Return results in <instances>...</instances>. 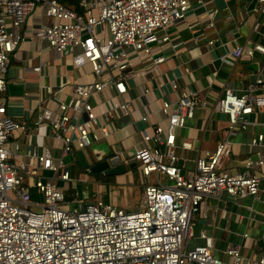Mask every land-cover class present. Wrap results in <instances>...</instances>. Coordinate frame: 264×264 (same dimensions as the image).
I'll return each mask as SVG.
<instances>
[{
    "label": "built area",
    "instance_id": "2783aa9c",
    "mask_svg": "<svg viewBox=\"0 0 264 264\" xmlns=\"http://www.w3.org/2000/svg\"><path fill=\"white\" fill-rule=\"evenodd\" d=\"M255 2L264 16V0ZM188 6L189 0H78L77 8L58 0H0V264H264V255H244L241 241L224 248L226 259L215 256L212 239L204 232L199 234L202 243L187 246L194 214L206 196L264 199L259 176L249 170L252 164L264 167V155L254 163L246 158L241 171L221 170L219 159L228 149L225 140L182 171L175 129L206 105L195 91L161 100L158 110L164 123L152 125L149 133L141 129L132 154L118 152L122 163H139L142 207L125 210L100 199L83 203V208L69 207L61 187L73 179L60 157L45 147L40 152L30 149L27 160H12L17 146L11 148L9 139L28 126L6 113L4 73L23 39L21 28L36 8L54 22L30 26L29 38L45 41L56 53L67 52L73 66L88 64L94 75L93 80L74 83L66 99L60 89L41 86L33 126L47 127L63 155L107 138L117 112L130 111L131 100L122 97L130 52L155 66L163 56L151 58L152 45L169 41L168 26L182 20ZM261 36L264 39V29ZM253 52L264 54V45H235L221 58L232 63ZM32 70L39 71V66ZM261 81L257 74L242 93L226 89L213 103L212 108L226 116L228 132L244 129L252 109L264 107V95L254 93ZM170 87L176 83L171 81ZM107 89L114 94L96 113L90 100ZM138 118L146 121L147 114ZM250 143L264 145V136L256 134ZM178 147L187 150L191 144L184 139Z\"/></svg>",
    "mask_w": 264,
    "mask_h": 264
},
{
    "label": "crops",
    "instance_id": "0c3cea01",
    "mask_svg": "<svg viewBox=\"0 0 264 264\" xmlns=\"http://www.w3.org/2000/svg\"><path fill=\"white\" fill-rule=\"evenodd\" d=\"M256 6L255 0H189L184 18L170 24L166 30L169 41L151 47V58L163 56L160 62L153 66L149 59H140L130 52L131 65L124 72L126 91L122 97L131 100V109L127 114L117 112L111 120L109 136L91 145H103L102 150L107 147L109 153H131L140 142L141 129L149 133L152 125L164 123L158 110L159 102L175 100L181 92L189 90L197 92L206 105L197 107L184 126L175 129V153L184 164L182 171L191 169L195 157L213 152L216 144L223 140L227 142L228 149L220 156L221 170L241 171L246 158L254 163L264 155L263 144L250 143L256 134L264 136V107H254L247 115L246 127L231 132L227 130L226 116L212 108L226 89L242 93L257 74L262 81L254 93L264 95V54L253 52L251 56H242L232 63L221 58L235 45H264L261 36L264 16L257 12ZM47 22L41 8H36L22 26L23 39L10 54L6 65V88L1 94L6 99V113L28 126L23 133L14 132L9 139L11 148L17 146L12 160H27L25 156L32 148L38 152L49 148L53 156L60 157L68 166L72 181H77L72 195L78 205L100 199L96 196L91 198L93 189L101 191L105 185V195L101 197L100 194L103 203L134 210L140 199L141 185L134 181L130 172L124 171L110 176L111 181L102 182L98 178L107 175L82 169L74 152L61 155L47 127L33 126L41 105V86L60 89L61 97L66 99L74 83L94 79L88 64L75 67L67 52L56 53L45 41L29 38L30 26ZM211 39L214 43L207 45ZM32 66H39V71H33ZM171 81L176 83L175 88L170 87ZM145 88H148L146 93ZM113 94V89L94 94L90 100L95 106L94 111L101 112L107 106L106 98ZM44 104L53 107L50 101ZM141 114H147L146 121L139 120ZM184 139L190 142V149L178 147ZM121 141L129 144L122 147ZM91 145L84 152L89 160L93 158ZM263 169L254 164L249 169L260 178L259 191L264 190ZM89 173L93 174L91 181L87 177ZM93 182L95 184L91 187ZM83 189H86L87 196L91 195L90 201L83 199L86 197L82 194ZM200 232L211 237L213 254L219 258L226 259L224 248L239 241L243 242L244 255L251 258L264 255V199L250 196L235 198L224 193L206 196L194 214L187 246L202 243ZM243 233H246V238L242 237Z\"/></svg>",
    "mask_w": 264,
    "mask_h": 264
},
{
    "label": "water",
    "instance_id": "95a60500",
    "mask_svg": "<svg viewBox=\"0 0 264 264\" xmlns=\"http://www.w3.org/2000/svg\"><path fill=\"white\" fill-rule=\"evenodd\" d=\"M102 146L91 145L92 157L91 160L86 158L82 150H75L74 154L78 164L84 170L91 173H102L107 176H114L123 173L126 168H133L135 161H130L127 164L119 160L117 153H109L107 147L102 150ZM133 152V151H132ZM129 153L130 154H132ZM84 207V204L81 208Z\"/></svg>",
    "mask_w": 264,
    "mask_h": 264
},
{
    "label": "rangeland",
    "instance_id": "374dc122",
    "mask_svg": "<svg viewBox=\"0 0 264 264\" xmlns=\"http://www.w3.org/2000/svg\"><path fill=\"white\" fill-rule=\"evenodd\" d=\"M64 4L68 5V3H64ZM47 21H48L47 23L54 22L53 19H47ZM33 38H35V37H33ZM120 144H121L122 147H124V146L128 145L129 142L128 141H123V142L121 141ZM86 149L87 148H85V149L82 150L83 153L86 152ZM113 149L114 148H111V150H113ZM84 155H86L88 157V154L87 153H84ZM138 166H139V163L137 162L136 165H135V167H133V168H126L125 171L130 172L131 175L133 176L134 181L137 182L139 185H141V183H140V177H139V173H138ZM92 175L93 174H91V173L87 174V177H88V180L89 181L92 180ZM78 182H80V181H78ZM75 184H77V181L76 182L75 181H71V182H68L67 181L61 187V189L63 191V194H64V202L68 203L69 207H73V206L79 207L77 201H75V196L72 195V190L75 191ZM83 184L86 185L85 182ZM90 184H91V187H92L95 183L93 182V183H90ZM96 189H97V187H96ZM105 189H106L105 185L102 186L101 191H98V190L93 189L94 191H93V195H92L91 198L94 199V197L96 196L97 198H100V200H101L102 195H105V193H106ZM82 194L86 195V189H83L82 190ZM100 194H101V197H100ZM90 196H87L86 195V197H83V199L85 201H90L91 200ZM137 207H142V192L140 194V199H139V202L137 204Z\"/></svg>",
    "mask_w": 264,
    "mask_h": 264
},
{
    "label": "trees",
    "instance_id": "16d2710c",
    "mask_svg": "<svg viewBox=\"0 0 264 264\" xmlns=\"http://www.w3.org/2000/svg\"><path fill=\"white\" fill-rule=\"evenodd\" d=\"M62 3H68L73 5L74 7L77 6L78 0H58ZM77 8V7H76ZM99 177V176H98ZM98 179H100V181L102 182H108L111 181V177L110 176H100Z\"/></svg>",
    "mask_w": 264,
    "mask_h": 264
}]
</instances>
